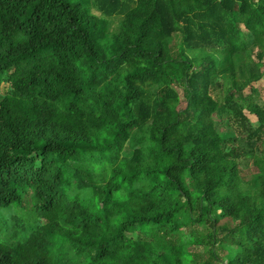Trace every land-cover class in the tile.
I'll return each instance as SVG.
<instances>
[{
	"label": "trees",
	"instance_id": "trees-1",
	"mask_svg": "<svg viewBox=\"0 0 264 264\" xmlns=\"http://www.w3.org/2000/svg\"><path fill=\"white\" fill-rule=\"evenodd\" d=\"M263 77L264 0H0V264H264Z\"/></svg>",
	"mask_w": 264,
	"mask_h": 264
},
{
	"label": "rangeland",
	"instance_id": "rangeland-1",
	"mask_svg": "<svg viewBox=\"0 0 264 264\" xmlns=\"http://www.w3.org/2000/svg\"><path fill=\"white\" fill-rule=\"evenodd\" d=\"M255 51H256V48L254 47V48H253V54H255ZM253 56H254V55H253ZM253 86L259 90V98H258V102H259L261 105H264V77H263L259 82L253 84ZM216 89H217V88H215V87L213 88V90H212V94H213V95H216V92H217ZM250 119H251L252 122H256V117H255V116L250 115ZM215 120H216V122H217V118H216ZM217 123H218V122H217ZM219 127H220V129H221L223 132H225V133L229 132V127H228V125H227V123H226L225 121H223L222 123H220V124H219ZM190 249H191V248H190Z\"/></svg>",
	"mask_w": 264,
	"mask_h": 264
}]
</instances>
